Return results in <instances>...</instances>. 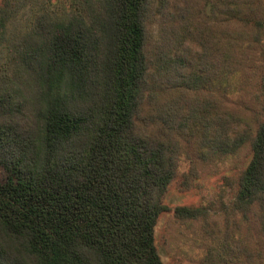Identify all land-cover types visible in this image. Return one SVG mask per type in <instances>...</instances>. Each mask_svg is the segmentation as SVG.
I'll list each match as a JSON object with an SVG mask.
<instances>
[{
    "label": "trees",
    "instance_id": "trees-1",
    "mask_svg": "<svg viewBox=\"0 0 264 264\" xmlns=\"http://www.w3.org/2000/svg\"><path fill=\"white\" fill-rule=\"evenodd\" d=\"M73 6L68 19L38 18L12 47L35 92L31 128L0 129V165L11 174L0 180V223L25 247L16 258L0 246V264H164L155 231L172 211L165 198L178 170L172 132L181 110L174 101L163 106L151 83L154 1ZM10 16L3 13L0 26ZM161 58L158 71L174 87L186 84L184 59ZM261 83L264 96V75ZM10 97L0 88L1 115ZM261 117L254 133H230L218 115L198 122L201 151L232 155L250 146L236 193L242 210L264 200V106ZM173 212L181 221L205 215L187 206Z\"/></svg>",
    "mask_w": 264,
    "mask_h": 264
},
{
    "label": "rangeland",
    "instance_id": "rangeland-1",
    "mask_svg": "<svg viewBox=\"0 0 264 264\" xmlns=\"http://www.w3.org/2000/svg\"><path fill=\"white\" fill-rule=\"evenodd\" d=\"M153 1L151 83L163 106L174 101L181 110L180 129L172 132L179 142L178 170L165 198L172 211L161 215L155 231L164 264H264V200L248 210L235 205L250 146L216 155L198 144L199 118L223 116L230 133H254L262 118L264 0ZM74 9L73 0H0V18L11 15L0 26V88L11 96L0 129L12 125L24 133L32 126L34 81L15 63L13 44L28 37L38 18L46 25L68 19ZM161 56L166 62L184 59L186 84L174 87L158 71ZM10 176L0 165V180ZM178 206L204 209L205 215L181 221L173 212ZM4 232L0 223L1 248L21 258L24 242Z\"/></svg>",
    "mask_w": 264,
    "mask_h": 264
}]
</instances>
